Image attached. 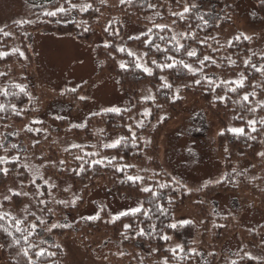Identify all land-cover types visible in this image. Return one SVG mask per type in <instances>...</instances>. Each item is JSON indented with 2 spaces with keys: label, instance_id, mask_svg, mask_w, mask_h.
<instances>
[{
  "label": "trees",
  "instance_id": "16d2710c",
  "mask_svg": "<svg viewBox=\"0 0 264 264\" xmlns=\"http://www.w3.org/2000/svg\"><path fill=\"white\" fill-rule=\"evenodd\" d=\"M34 1L42 7L21 20L28 23L16 21L0 28V53L5 54L0 59V106H3L0 110V194L8 195V199L0 195V215L5 216L0 220V256L5 264H29V261L31 264H62V248L46 241L40 233L53 216L52 197L60 212L76 213L84 206L90 192L101 185L141 198L143 206L141 212L112 220L102 211L98 218L89 221L83 228L97 237L99 243L124 242L129 249L127 254L141 256L138 264H165V261L167 264H208L202 263L196 252H180L179 246L168 239L170 246H174L171 249L163 239L176 209L191 203L200 207L198 214L203 219L199 228L204 237L211 234L212 248L209 250L210 242L205 246L210 252L209 262H216L220 246L230 231L228 227L222 229L221 222L226 220L209 218L203 212L210 194L247 190L264 205V155H261L264 153V123H261L264 121L261 94L264 54H250L247 41L242 37L234 38L229 44L220 40V32L231 25L235 16L232 3L237 0H206L213 7H222L223 14L217 25L215 18L198 13L194 0H71V4L67 0ZM256 1L264 13V0ZM60 6L66 9L64 13L44 15ZM122 17L149 27L143 36L128 40L138 49L137 56L129 55L126 47L117 46ZM162 24L176 26L181 35L176 38L168 28L158 27ZM69 28L100 33L103 42L94 47L98 73L115 75L121 88L133 99V104L121 108L119 113L105 111L90 115L82 128H70L61 118L38 120L41 101L34 100L29 89L35 72L27 35ZM191 49L196 50L195 57L188 56ZM138 63L151 69V75L137 68ZM183 64L191 65L194 72ZM241 79L243 87L231 83ZM141 80H147L153 91V97L143 102L138 98ZM165 83L171 88L165 87ZM233 88L235 91L230 90ZM81 89L82 86L75 91L65 89L53 98L69 101V111L74 115L87 101L79 99ZM5 91L7 95L3 94ZM187 97L196 99L220 126L216 143L225 171L220 179L223 182L216 183L212 191L188 190L160 166L161 135L181 113ZM146 112L150 114L144 115ZM227 119L241 124L243 134L230 131L225 126ZM97 122L104 125L100 134L93 132ZM115 129L122 135L119 145L103 148V138ZM106 155L113 157L106 159ZM29 157L36 158L35 162ZM236 158H249L256 165L237 175L229 167ZM37 169L46 174L48 183L40 178ZM129 176L142 179L134 182ZM11 185L18 186L27 201H22L23 197L16 195ZM143 188H150L151 192ZM12 205V209L16 206L17 213L10 212ZM17 220L22 221L21 231H17ZM125 225L131 227L125 228ZM28 233L31 234L26 243L24 235ZM40 249H43L42 256L38 255ZM243 249L241 257L232 264H264V259H250Z\"/></svg>",
  "mask_w": 264,
  "mask_h": 264
},
{
  "label": "rangeland",
  "instance_id": "374dc122",
  "mask_svg": "<svg viewBox=\"0 0 264 264\" xmlns=\"http://www.w3.org/2000/svg\"><path fill=\"white\" fill-rule=\"evenodd\" d=\"M194 1L198 13L215 18V25L221 21L220 17L223 14L221 6L213 7L212 3L206 0ZM39 7L42 6L37 5L34 0H0V28L26 19ZM232 8L235 16L232 17L231 25L220 32V40L229 44L234 38L242 37L247 41L250 54H264V13L261 12L258 1L237 0L232 3ZM158 27L168 28L176 38L181 35L178 28L172 24H162ZM148 31L149 27L135 24L122 17L117 40L118 48L126 47L133 55H139L138 49L134 44L128 43V40L139 38ZM27 42L34 59L35 72V77L30 79L29 89L32 98L41 101L38 120L61 118L70 128L71 126L82 128L92 114H99L111 108H128L133 104L132 97L121 88L115 75L98 73L99 65L94 56V47L103 41L97 30L89 32L81 28H69L36 31L27 35ZM191 51L196 52L195 49ZM80 86L83 89L79 91L78 97L84 96L87 101L79 112L73 115L69 111L70 102L54 99L53 95ZM261 94L264 97V87ZM152 97L150 84L147 80H141L138 85L139 100L143 102ZM225 126L230 130L241 128V124H236L230 119L226 120ZM103 127L101 122L94 124V134H100ZM219 130V124L202 105L196 99L187 97L181 113L161 135L159 141L161 169L188 190L212 191L216 181L222 178L225 171L224 159L216 143ZM11 135L14 137V134ZM121 136L119 129L113 130L103 138L102 147L111 148L107 145L120 140ZM112 157L105 156L106 159ZM29 158L35 162L36 158ZM230 164L229 167L239 175L255 167L256 162L249 158H236ZM38 174L48 183L43 171ZM24 182L27 183V180ZM12 188L13 192L24 196L18 186ZM1 196L5 197L2 199H8L7 194ZM52 198L53 216L40 229V233L46 241L62 248L64 252L62 264L139 263L141 256L127 254L129 249H126L124 242L106 240L101 244L97 237L89 235L83 227L89 221L95 220L102 211H105L111 220L122 216L123 213H132V209L142 208L141 198L130 197L111 186L101 185L90 192L84 206L76 213L60 212L58 205H55L56 199ZM22 201L27 200L23 197ZM69 201L71 202V199ZM12 207L13 205L9 208L10 212L13 210L17 213L14 209L16 206L13 209ZM199 211V206L187 203L174 212L166 235L174 245L179 246L180 252H196L202 263L208 264H232L233 260L241 257L240 252L243 248L244 254L255 261L264 259V205L247 190L212 192L206 200L203 212L209 218L218 217L226 220L227 222L220 221L223 223L222 229L228 227L227 230L230 231L220 246L216 262H209L210 252L206 251L208 249L205 244L210 242V250L213 240H210L211 234L204 237L200 231L199 226L203 217L199 216ZM173 224L176 225L175 228L170 227ZM169 240L167 239L168 247L171 245ZM38 251L42 252L43 249ZM0 264H5L1 256Z\"/></svg>",
  "mask_w": 264,
  "mask_h": 264
},
{
  "label": "snow or ice",
  "instance_id": "6c2138e0",
  "mask_svg": "<svg viewBox=\"0 0 264 264\" xmlns=\"http://www.w3.org/2000/svg\"><path fill=\"white\" fill-rule=\"evenodd\" d=\"M67 2H68L69 4H71V0H67ZM122 2H123V0H122ZM71 7L75 8V5H71ZM85 7H90V6H85ZM65 11H66V9H65L63 6H60V7L56 8L55 11H47V12H45L44 15H46V16H56L58 13H64ZM18 23H20V24L28 23V21H19ZM6 35H7V33H6ZM106 47H107V45H106ZM187 54H188L189 57H195V56L197 55V53H196L195 51H189ZM21 55H23V54L21 53ZM129 55H132V53L130 52ZM4 57H5V54H4V53H0V59H3ZM170 59H171V58H170ZM205 59H207V57H206ZM153 63H156V61H153ZM180 63H183V62H180ZM168 66L171 67L172 65H168ZM121 67L123 68V67H125V66H124V65H121ZM136 67H137V68H142V70H143L144 72H146V73H148L149 75H151V69H149L148 67H146V66H142V65L139 64V63L136 65ZM183 67L186 68V69H187L188 71H190V72H194V70L192 69L191 65H189V64H183ZM262 71H264V70H262ZM196 82L199 83V81H196ZM231 83H236L239 87H243V79H241L240 81H232ZM165 87L171 88V85L165 83ZM230 90H231V91H235L234 88H233V89H230ZM21 91H23L22 88H21ZM72 91H75V89H72ZM3 94H4V95H7V92L5 91V92H3ZM79 99L84 100V99H86V97H84V96H80ZM221 99H223V97H221ZM247 99H248V96L245 95V96H244V100L247 101ZM2 109H3V106H0V110H2ZM106 111L119 113V112H120V109H117V108H111V109H107ZM149 114H150V113H147V112L144 113V115H149ZM261 123H264V121H261ZM249 124L254 125V124H255V121H249ZM230 131H232L234 134H243L244 129H242V128H233V129H231ZM253 131H255V128H254V127H253ZM119 143H120V141L117 140V141H115L112 145H107V147H116V146L119 145ZM261 155H264V153H261ZM38 173H39V170L37 169V174H38ZM128 179H129L130 181H134V182H135L136 180H140V179H142V178H141V177H138V176H137V177L129 176ZM210 182H211V181H209V183H210ZM216 182H217V183H222L223 181H222V180H217ZM142 190L145 191V192H151V189H150V188H143ZM16 195H19V194L17 193ZM141 211H142V208L137 207V208L132 209V214H136V213L141 212ZM122 215H127V213H123ZM97 218H98V217H97ZM4 219H5V216L0 215V220H4ZM21 223H22V221H19V220L16 221L17 231H21V229L19 228V225H20ZM34 227H35V226L33 225V228H34ZM130 227H131V225H125V228H130ZM170 227L175 228L176 225L173 224V225H170ZM5 231H6V230H5ZM8 234L11 235V233H8ZM30 234H31V233H28V234H25V235H24V238H25V242H26V243H28L27 236L30 235ZM163 239L167 240V239H169V237L165 236V237H163ZM172 251L175 252L174 249H173ZM181 251H182V249H181ZM43 254H44L43 252L38 253V255H41V256H42ZM24 255L27 256V255H28V252L25 251V252H24ZM249 258L251 259V257H249ZM29 264H31V261H29ZM165 264H167L166 261H165Z\"/></svg>",
  "mask_w": 264,
  "mask_h": 264
}]
</instances>
